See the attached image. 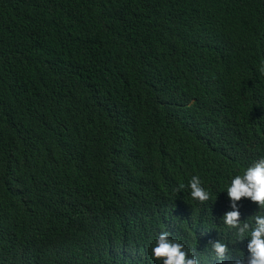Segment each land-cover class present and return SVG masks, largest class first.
Instances as JSON below:
<instances>
[{
  "label": "trees",
  "instance_id": "1",
  "mask_svg": "<svg viewBox=\"0 0 264 264\" xmlns=\"http://www.w3.org/2000/svg\"><path fill=\"white\" fill-rule=\"evenodd\" d=\"M262 61L264 0H0V264H162V232L247 257L223 217L264 158Z\"/></svg>",
  "mask_w": 264,
  "mask_h": 264
},
{
  "label": "clouds",
  "instance_id": "2",
  "mask_svg": "<svg viewBox=\"0 0 264 264\" xmlns=\"http://www.w3.org/2000/svg\"><path fill=\"white\" fill-rule=\"evenodd\" d=\"M259 71L264 74V61L261 62ZM189 187L194 200L204 203L210 199V193L202 186V181L198 176L192 177ZM227 194L234 210L225 214L224 224L236 230L235 235L240 241L244 240L246 234L249 235L248 256L245 257L238 250L229 249L225 243L216 241L211 242L216 258L223 260L226 254L231 253V255L238 256L233 264H264V215H255L253 224L241 223L240 212L237 209V202L242 198H248L256 203L259 209H264V158L248 167L242 175H236L227 189ZM152 256L162 261V264H199L196 256H190L184 244L171 240L167 232H162L157 237L155 246L152 248Z\"/></svg>",
  "mask_w": 264,
  "mask_h": 264
}]
</instances>
